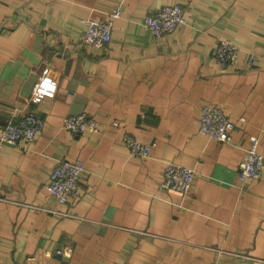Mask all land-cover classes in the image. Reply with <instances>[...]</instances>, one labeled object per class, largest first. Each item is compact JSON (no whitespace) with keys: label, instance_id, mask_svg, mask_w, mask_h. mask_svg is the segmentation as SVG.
<instances>
[{"label":"crops","instance_id":"0c3cea01","mask_svg":"<svg viewBox=\"0 0 264 264\" xmlns=\"http://www.w3.org/2000/svg\"><path fill=\"white\" fill-rule=\"evenodd\" d=\"M164 4L185 24L156 38L143 20ZM116 8L106 47L82 45V19ZM220 39L238 49L227 67ZM42 77L55 93L31 104ZM202 103L237 122L230 143L199 133ZM28 109L42 132L0 147V264H264V181H237L249 135L264 153V0H0V129ZM79 112L102 129H64ZM63 159L83 164L65 205L45 187ZM170 163L193 169L189 193L162 186Z\"/></svg>","mask_w":264,"mask_h":264},{"label":"built area","instance_id":"2783aa9c","mask_svg":"<svg viewBox=\"0 0 264 264\" xmlns=\"http://www.w3.org/2000/svg\"><path fill=\"white\" fill-rule=\"evenodd\" d=\"M118 8L103 20L82 19L85 26L80 43L90 49H101L111 41L112 18L120 15ZM185 24L184 10L179 4L161 5L155 11L145 15L144 27L158 38L174 31ZM213 54L220 67H227L235 62L238 49L228 39L218 40L213 47ZM256 58L250 55L249 63ZM56 90V83L49 77L37 80L31 90L30 103L38 104L43 99L52 97ZM237 121L244 122L245 117L239 116ZM227 112L214 104L202 103L197 110V125L199 133L220 142H231V131L236 126ZM43 118L33 109H28L7 120L0 129V147L3 143L26 145L32 142L42 132ZM62 127L71 133L80 134L85 129L101 130L103 125L84 112L66 115L62 120ZM109 126H117L116 120ZM105 126V127H108ZM125 141L134 154L144 156L150 146L126 135ZM259 138L249 135V143L245 154L238 165L237 181L243 183L248 179L264 181V153L258 149ZM83 170L80 160L63 159L52 167L45 187L49 195L59 204H67L73 197L80 194L79 180ZM195 173L190 167L175 163L167 164L163 171L162 186L164 189L187 194L193 187Z\"/></svg>","mask_w":264,"mask_h":264}]
</instances>
